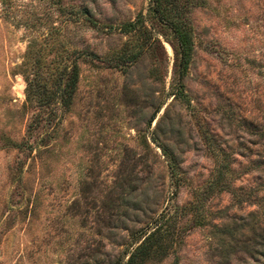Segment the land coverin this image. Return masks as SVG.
<instances>
[{"label":"rangeland","instance_id":"obj_1","mask_svg":"<svg viewBox=\"0 0 264 264\" xmlns=\"http://www.w3.org/2000/svg\"><path fill=\"white\" fill-rule=\"evenodd\" d=\"M178 4L192 48L174 95L169 30L148 0H0V264H257L233 246L224 258L217 229L252 205L199 192L218 168L232 186L252 181L239 141L264 115V0ZM77 49L96 56L75 58L69 102L28 135L30 61L49 89ZM17 172L28 199L10 193Z\"/></svg>","mask_w":264,"mask_h":264},{"label":"trees","instance_id":"obj_2","mask_svg":"<svg viewBox=\"0 0 264 264\" xmlns=\"http://www.w3.org/2000/svg\"><path fill=\"white\" fill-rule=\"evenodd\" d=\"M148 1L149 11L154 14V17L159 21L161 26L169 30V42L173 50V65L174 72H176L173 94L179 95L183 85L181 77L186 69L192 48V37L188 18L184 9L178 4V0ZM80 11L89 17L86 7H81ZM89 21L95 23L90 18ZM132 24V22H126L122 25L125 26V29H129ZM29 46L28 44V48ZM27 51L29 52V49ZM78 55L81 58L96 56L91 51L77 49V54L69 60L61 58V64L55 67L54 72L48 74L52 75L49 81V89L46 87V79L48 78H44L46 74L39 70L38 58L34 57L30 61L32 67L30 69L32 70H28L24 74L25 99L28 104L29 102L34 103L35 112L25 128L28 135H32L31 131L49 122L54 117L56 113L55 101L60 100L64 105H67L69 102L78 76V67L75 60ZM137 56L138 53L133 52L127 56V60L133 62L137 59ZM115 59V61H111L110 58H104L106 62L118 65L119 67L126 66L129 63H123L121 58ZM243 126L248 132L249 137L239 141V153L249 157L246 164L243 165V169H251L253 174L251 183L248 185L232 186L228 179L223 180L224 168H218L213 172L212 178L203 186L199 194L201 195L200 198H204L212 192L226 190L230 193L232 202L237 204L239 209H244V206L248 204L252 205L251 208L243 210L240 213H235L229 216L228 220L219 224L217 229L220 231V252L226 258L233 246L239 252L240 257H248L257 264H264V115L248 121L244 119ZM45 134L46 132H44L43 136ZM42 138H40L41 141ZM10 142L12 146L19 149H24L32 145L26 138L20 140L13 139ZM42 143L45 144L46 142L42 141ZM43 147L42 149H38V155L40 151L45 150V146ZM162 149L165 150L163 146ZM167 153L171 161L172 155L169 151ZM249 154L250 156H248ZM223 166H225L224 163H222ZM11 176L15 182L10 193L15 192L20 195L21 199H28L27 195L23 194L24 186L21 182L19 172L16 174L12 173ZM132 205L139 210L142 209L137 200H134ZM194 206L197 207V203ZM193 214L194 219H197V215L198 218L202 217L198 209ZM160 215L163 216L162 213ZM147 236L149 237V234L146 235V238H148ZM224 236L228 237L229 240L223 242Z\"/></svg>","mask_w":264,"mask_h":264}]
</instances>
